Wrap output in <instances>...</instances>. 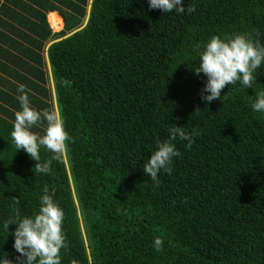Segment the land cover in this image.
<instances>
[{
	"label": "trees",
	"instance_id": "1",
	"mask_svg": "<svg viewBox=\"0 0 264 264\" xmlns=\"http://www.w3.org/2000/svg\"><path fill=\"white\" fill-rule=\"evenodd\" d=\"M184 7L163 14L147 0H0V252L15 259L3 221L38 210L47 185L65 213L61 264H264V113L251 108L264 66L253 88L226 85L208 105L205 78L193 72L213 35L255 39L259 30L264 43V0ZM51 79L71 142L62 162L40 148L51 168L41 174L11 131L18 84L33 108L50 110ZM173 123L198 135L191 148L174 141L172 173L153 181L142 165Z\"/></svg>",
	"mask_w": 264,
	"mask_h": 264
},
{
	"label": "clouds",
	"instance_id": "2",
	"mask_svg": "<svg viewBox=\"0 0 264 264\" xmlns=\"http://www.w3.org/2000/svg\"><path fill=\"white\" fill-rule=\"evenodd\" d=\"M148 7L160 10L163 14H183L184 0H147ZM194 11V8H188ZM256 38L246 33H235L230 37L213 35L199 52L198 66L193 72L203 74L204 82L200 90L201 100L211 104L221 101L222 89L226 85L239 84L245 88H253L257 82V69L264 66V43H261L259 30ZM62 85L71 87V82L62 80ZM17 99L20 110L15 112L11 137L17 151L24 150L35 161V169L41 174L51 171L50 161L41 162L40 148H46L52 153V159L62 162L68 155L71 137L66 130L65 120L57 108L37 110L30 105L26 86L18 84ZM227 94V93H226ZM225 94V95H226ZM251 108L254 112L264 113V91L255 92ZM46 123L43 134L33 132L34 127ZM169 137L158 140L150 158L142 165L145 175L151 180H158L162 172L171 174L173 159L180 156L176 141H185V147L191 148L198 132H186L182 126L170 125ZM55 187L50 191L46 185L39 197L38 210L28 215H21L19 210L3 221V227L14 238L13 249L17 255L11 259L7 252H0V264H61V250L67 248L66 235L63 230L65 213L55 201ZM15 225L14 231L9 232V226ZM8 235V236H9ZM160 236L153 238V247L160 250L163 246ZM73 264H76L73 261Z\"/></svg>",
	"mask_w": 264,
	"mask_h": 264
},
{
	"label": "water",
	"instance_id": "3",
	"mask_svg": "<svg viewBox=\"0 0 264 264\" xmlns=\"http://www.w3.org/2000/svg\"><path fill=\"white\" fill-rule=\"evenodd\" d=\"M86 24H87V22L85 23V25H86ZM85 25H84L83 27H81V28H79V29H77V30H75V31H73V32H71V33H69V34H67L66 36H64V37H62V38H60V39H57V40H54V41L50 42L49 45L47 46L46 50L48 51V49H49L53 44H55V43H57V42H60V41H62V40H64V39H66V38H68V37L74 35V34L77 33L78 31L82 30V28H84ZM47 61H48V68H49V70H50V74H51V77H52V73H51V64H50L49 59H48V53H47ZM51 80H52V79H51ZM52 86H53V96H54L55 107L58 109V106H57V97H56L55 86H54V82H53V80H52ZM58 110H59V109H58ZM65 159H66V161H67V157H66ZM67 166H68V164H67ZM85 239H86V242H87V238H86V237H85ZM87 247H88V242H87ZM88 249H89V248H88ZM91 263H92V262H91Z\"/></svg>",
	"mask_w": 264,
	"mask_h": 264
},
{
	"label": "bare ground",
	"instance_id": "4",
	"mask_svg": "<svg viewBox=\"0 0 264 264\" xmlns=\"http://www.w3.org/2000/svg\"><path fill=\"white\" fill-rule=\"evenodd\" d=\"M49 22H50L51 27L54 30H60L62 28V20L55 13H50L49 14Z\"/></svg>",
	"mask_w": 264,
	"mask_h": 264
},
{
	"label": "rangeland",
	"instance_id": "5",
	"mask_svg": "<svg viewBox=\"0 0 264 264\" xmlns=\"http://www.w3.org/2000/svg\"><path fill=\"white\" fill-rule=\"evenodd\" d=\"M49 18V17H48ZM49 20V19H48ZM63 26H64V24H63ZM63 26H62V28L60 29V30H54L53 28V32H55V33H57V32H60L62 29H63Z\"/></svg>",
	"mask_w": 264,
	"mask_h": 264
}]
</instances>
